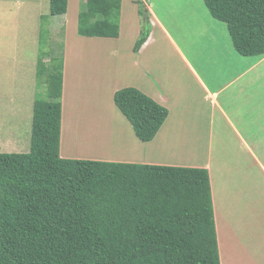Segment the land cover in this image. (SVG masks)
Instances as JSON below:
<instances>
[{"label": "trees", "instance_id": "trees-1", "mask_svg": "<svg viewBox=\"0 0 264 264\" xmlns=\"http://www.w3.org/2000/svg\"><path fill=\"white\" fill-rule=\"evenodd\" d=\"M138 1L144 24L135 52L150 32L148 0ZM121 2L84 0L77 33L118 37ZM202 2L239 55H264V0ZM67 6L49 0V15ZM45 32L36 77L46 89L34 98L29 150L0 151V264H220L207 168L77 157L85 150L61 156L63 59L43 62ZM113 103L142 142L168 115L132 86L116 90Z\"/></svg>", "mask_w": 264, "mask_h": 264}, {"label": "rangeland", "instance_id": "rangeland-1", "mask_svg": "<svg viewBox=\"0 0 264 264\" xmlns=\"http://www.w3.org/2000/svg\"><path fill=\"white\" fill-rule=\"evenodd\" d=\"M161 2L163 14L168 16L166 20L169 31L181 37L180 30L185 27L180 24L179 19L186 16L191 19L189 10L188 13L181 12L180 6L185 1ZM164 3L171 6L167 8ZM121 4L119 36L103 38L77 33V16L84 7V0H68L67 11L61 15H49V0H0V151L29 150L34 98L36 94L43 97L46 89L37 84L36 77L39 29L45 27L44 35L47 40L43 50L47 55L42 57L43 62L49 63L52 56L63 59L64 82L60 98L62 155H75V150H85L81 158L93 157L94 154L90 151L95 149L97 155L102 152L99 160L109 161L113 157L111 153L116 152L115 157L121 160L114 161L141 163L136 160L140 150L146 149L144 143L147 142L140 141L134 135L132 125L114 105L113 93L120 88L132 86L157 100L161 92L170 93L173 85L175 88L178 86L181 80L176 82L172 75L178 72L181 76H187L181 60L177 61L176 52L159 30L154 31L156 34L152 44L145 53L135 52L134 45L144 24L138 13L140 2L122 0ZM180 12L183 14L179 15ZM232 51L235 53L234 49ZM198 52L194 51V55ZM180 116L170 107L169 121L163 123L157 132L161 134L159 146L164 148L165 153L169 151V147L182 146L183 153L170 151L172 153L165 154L166 157H174V164L181 166L202 167L208 162L204 159L207 150L212 152L210 162L215 163L216 168H213L218 174L221 173L213 186L215 222L220 229L223 225H228L229 230H232V216L240 229L238 231L242 233L252 215L264 214L257 207V200L264 193V188L261 184L259 187H248V183H244L245 178L239 177L238 171L235 172L234 164L238 162L239 171L243 173V177L246 176L245 168L240 167V162L241 157L248 158L236 152L237 144L232 145L230 136V140L221 138L218 143L214 144L213 141L210 146L206 144L199 128L198 133L196 129L193 130L196 144L174 142L172 136L182 135L183 132L184 123L179 120ZM106 130L104 140H99L97 144L98 137L101 138ZM100 141L102 144L99 146ZM148 146L149 149L154 148L153 145ZM157 148L160 151L158 146ZM260 153L264 156V151ZM128 156L134 159L127 158ZM218 158L217 164L215 161ZM124 159L128 161H123ZM245 172L250 173V170L245 169ZM262 179L264 181V177L259 178V181ZM240 189L241 192L237 193ZM255 189L256 192L253 191ZM253 196L255 203L251 206ZM240 201L249 202L241 206ZM223 229L227 228L224 226ZM248 234L247 229L242 235L246 237ZM248 243L253 247L257 245L253 238ZM237 259L239 258L233 257L232 262L235 263L232 264H251L242 258L236 262Z\"/></svg>", "mask_w": 264, "mask_h": 264}, {"label": "crops", "instance_id": "crops-1", "mask_svg": "<svg viewBox=\"0 0 264 264\" xmlns=\"http://www.w3.org/2000/svg\"><path fill=\"white\" fill-rule=\"evenodd\" d=\"M161 1L148 0L145 2L149 13L151 30L137 53L146 52L156 34L154 31L159 30L176 52L177 61L180 59L184 66L187 78L177 72L172 75V78H175L176 82L181 80L178 82V86L175 88V85H173V90L170 93H168L167 89L166 93L161 92L157 100L152 97L159 104L166 108L168 107V115L163 123L169 121L168 116L171 107L175 112L181 114L179 120L184 123L182 135L172 136L173 141L178 142L177 144H196L197 140L194 138L193 130L196 129L198 133L199 128L202 130L207 145L211 146L213 141L214 144L218 143L221 138L231 139L232 145L237 144L236 152L248 158L241 157L242 162L239 161L240 167L250 170L249 173L245 172L244 169L246 176L243 177V173L238 169L239 163L236 162L234 164L235 172L237 173L238 171L239 177L245 178L244 183H248V187H259L261 184L260 186L264 188L263 179L259 181V178L264 177V156L260 153L264 151V141H262L264 139V55L241 56L235 50L234 53L226 26L223 27V22L210 16L202 0H184L185 3L180 6L181 12L189 10L191 19H188L187 16L179 19L180 24L185 27L184 30H180V33H182L181 37L172 33L169 31L168 21L166 20L168 16L163 14L164 10L161 7ZM165 6L169 8L171 5L166 3ZM181 12L179 15L183 14ZM170 17L172 18V16ZM194 51L199 52L194 55ZM107 107L113 109L110 105ZM106 132L107 130L101 134V138L98 137L97 144L99 140H104L103 137ZM160 139L161 134L156 133L155 137L147 142L148 144L144 143L146 149L144 151L140 150L136 161L177 165L174 164V157L169 158L165 154L172 152L183 153L184 148L176 145L169 147V151L165 153L164 148L159 146ZM102 141L99 142V146ZM148 145H153L152 147L154 148L152 149L154 150L149 149ZM257 146L258 148L260 146V148L258 149ZM90 152L93 153L92 150ZM60 154L64 157L76 156L62 155V151ZM101 154L102 152L87 158L98 159L102 157ZM111 154L113 157L109 161L121 160L119 157H115L116 152ZM77 157H82V155ZM127 158L134 159L129 156ZM204 159L208 162H205L202 167L207 168L209 172L213 202V186L214 184L216 185L218 175L221 176V173L218 174L215 171V163L210 162L212 160V152L209 149ZM123 161L128 160L124 159ZM218 161L219 158L215 162L218 164ZM253 191L256 192V189ZM240 192L241 189L237 193ZM259 196L261 197L257 200V207L261 213H264V193ZM254 200L255 196L252 197L251 206L254 205ZM240 202L239 205L242 206L249 201ZM248 208L251 209V207ZM214 214L216 215V213ZM230 217L234 226L232 230H229L228 225H223V223V228L225 226L227 229H220L216 222L220 264L235 263L232 262L235 256L239 259H245L251 264H264V214L260 216L257 213L252 215L250 222L244 226L245 229L242 233L238 231L240 229L236 225V220L232 216ZM247 229L249 234L244 237L242 234ZM251 238L257 244L255 247L248 243Z\"/></svg>", "mask_w": 264, "mask_h": 264}, {"label": "clouds", "instance_id": "clouds-1", "mask_svg": "<svg viewBox=\"0 0 264 264\" xmlns=\"http://www.w3.org/2000/svg\"><path fill=\"white\" fill-rule=\"evenodd\" d=\"M205 168V167H204Z\"/></svg>", "mask_w": 264, "mask_h": 264}]
</instances>
